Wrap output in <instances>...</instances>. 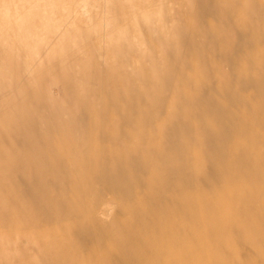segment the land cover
I'll return each instance as SVG.
<instances>
[{
	"label": "rangeland",
	"instance_id": "obj_1",
	"mask_svg": "<svg viewBox=\"0 0 264 264\" xmlns=\"http://www.w3.org/2000/svg\"><path fill=\"white\" fill-rule=\"evenodd\" d=\"M0 264H264V0H0Z\"/></svg>",
	"mask_w": 264,
	"mask_h": 264
}]
</instances>
